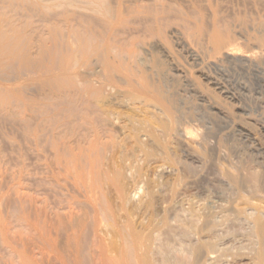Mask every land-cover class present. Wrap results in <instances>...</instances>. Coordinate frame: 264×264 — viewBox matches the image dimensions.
I'll use <instances>...</instances> for the list:
<instances>
[{"label": "rangeland", "instance_id": "374dc122", "mask_svg": "<svg viewBox=\"0 0 264 264\" xmlns=\"http://www.w3.org/2000/svg\"><path fill=\"white\" fill-rule=\"evenodd\" d=\"M62 1L7 12L28 36L18 52L44 71L20 53L0 70V264H202L214 261L211 229L221 254L252 264L264 224V0Z\"/></svg>", "mask_w": 264, "mask_h": 264}, {"label": "bare ground", "instance_id": "6f19581e", "mask_svg": "<svg viewBox=\"0 0 264 264\" xmlns=\"http://www.w3.org/2000/svg\"><path fill=\"white\" fill-rule=\"evenodd\" d=\"M0 1H2L1 2V5H0V70H4L5 68H7L8 70L11 68V67H13L14 66V64H16V62H17V60H19L20 58V56H21V61H22V65L23 66H25V68L26 67H30L31 69L32 68H40V70H43L44 71V69H41L42 67H44L43 66V64L42 65H40V64H36L35 63V61H34V59L32 58V56H31V53L29 52H25L24 53V55L23 54H21L20 52H18V46H19V44H21L22 42H23V39L25 38V31H26V29H24V27H23V25H21L22 27H19V25L21 24H18V25H16V22H14L13 23V19H12V17H10V16H8V14H7V12L8 11H12V8L13 9H15V8H18V10H21L22 11V9L25 11L26 9H29V10H34V11H39V13L40 12H43V10H47L48 9V12H49V9H53V8H56V7H58V6H61L62 4H63V1L62 0H35V1H31V0H0ZM78 1V0H77ZM88 1V0H87ZM99 1V0H98ZM147 1V0H146ZM230 1V0H229ZM233 1V0H232ZM69 2H74V0H72V1H70L69 0ZM68 2V3H69ZM80 2V1H79ZM90 2V1H89ZM115 2V1H114ZM124 2V1H123ZM128 2V1H127ZM262 1H260V3H261ZM81 3V2H80ZM92 3H94V2H92ZM116 3V2H115ZM135 3V2H134ZM173 3V2H172ZM221 3V2H220ZM258 3V2H257ZM69 4H71V3H69ZM75 4V3H74ZM74 4H72V5H74ZM95 4H97V3H95ZM125 4V3H124ZM136 4H138V3H136ZM143 4V3H142ZM145 4V3H144ZM204 4V3H203ZM215 4V3H214ZM230 4V3H229ZM221 5V4H220ZM247 5V4H246ZM70 6V5H69ZM80 6V5H79ZM96 6V5H95ZM205 6V5H204ZM252 6V5H251ZM250 6V7H251ZM100 7V6H99ZM145 7V6H144ZM207 7V6H206ZM260 7V6H259ZM262 7V6H261ZM83 8V7H82ZM91 8V7H90ZM125 8V7H124ZM152 8V7H151ZM150 8V9H151ZM157 8V7H156ZM156 8H152V11L154 10V9H156ZM227 8V7H226ZM243 8V7H242ZM61 9H62V7H61ZM84 9V8H83ZM86 9V8H85ZM145 9H146V7H145ZM148 9V8H147ZM261 9H263V8H261ZM91 10H92V8H91ZM97 10V9H96ZM158 10V9H157ZM162 10V9H161ZM160 10V11H161ZM248 10V9H247ZM23 11V12H24ZM64 11V10H63ZM70 11H71V9H70ZM70 11H68V13H65V15H63V17L62 18H64L65 19V21H66V23L67 24H69V23H73V22H76L77 21V23L78 24H80V22H81V18H80V14L78 15L77 14V12H70ZM107 12H108V10H106ZM116 11V10H115ZM114 11V12H115ZM136 11V10H135ZM145 11V10H144ZM160 11H158L159 13H160ZM164 11H167V10H165V9H163V12ZM256 11V10H255ZM262 11V10H261ZM99 12V11H98ZM102 12V11H101ZM100 12V13H101ZM113 12V11H112ZM120 12H121V10H120ZM133 12V11H132ZM149 12V11H148ZM157 12V11H156ZM185 12V11H184ZM192 12H193V10H192ZM22 13V12H21ZM44 13V12H43ZM51 13V12H50ZM63 13V12H62ZM79 13V12H78ZM118 13V12H117ZM152 13H154V11L152 12ZM168 13V12H167ZM194 13H195V11H194ZM200 13V12H199ZM206 13V12H205ZM233 13V12H232ZM242 13V12H241ZM244 13V12H243ZM250 13V12H249ZM128 14V13H127ZM140 14H141V12H140ZM144 14V13H143ZM147 12H146V15L145 16H147ZM155 14V13H154ZM209 14V13H208ZM214 14V13H213ZM234 14V13H233ZM239 14V13H238ZM17 15V14H16ZM49 14H47V13H45V15H44V17H49L48 16ZM51 15V14H50ZM57 15H59V17L61 18V16H60V14H57ZM82 15V14H81ZM86 15V14H85ZM106 15V14H105ZM115 15V14H114ZM149 15V14H148ZM196 15V14H195ZM200 15V14H199ZM229 15V14H228ZM236 15V14H235ZM240 15V14H239ZM242 15V14H241ZM160 16V15H159ZM163 16V15H162ZM201 16V15H200ZM226 16V15H225ZM233 17H234V15H232ZM21 17H22V15H21ZM20 17V18H21ZM89 17V16H88ZM134 17V16H133ZM149 17H151L150 15H149ZM154 17H156L155 15H154ZM169 17V16H168ZM172 17V15L170 16V18ZM175 17V16H174ZM205 17H207V15L205 14ZM211 17V16H210ZM237 17V16H236ZM59 18V19H60ZM85 18H86V16H85ZM90 18H91V16H90ZM122 18V17H121ZM120 18V19H121ZM162 18V17H161ZM160 18V19H161ZM182 18V17H181ZM200 18V17H199ZM199 18H198V21H199ZM56 19V18H55ZM84 19V18H83ZM93 19V18H92ZM91 19V20H92ZM124 19V18H123ZM158 19V18H157ZM218 19V18H217ZM225 19V18H224ZM249 19H251V18H249ZM261 19V18H260ZM61 20V19H60ZM85 20V19H84ZM84 20H82V21H84ZM94 20V19H93ZM119 20V19H118ZM221 20V19H220ZM219 20V21H220ZM235 20V19H234ZM90 21V20H89ZM144 21V20H143ZM196 21V20H195ZM208 21V20H207ZM255 21H256V19H255ZM59 22V21H58ZM58 22H57V24H58ZM95 22V21H94ZM99 22H101V21H99ZM116 22V21H115ZM120 22H122V21H120ZM168 22V21H167ZM172 22V21H171ZM218 22V21H217ZM61 23V22H60ZM90 23V22H89ZM107 23V22H106ZM112 23V22H111ZM119 23V22H118ZM149 23V22H148ZM178 23V22H177ZM182 23H184V22H182ZM207 23V22H206ZM230 23V22H229ZM82 24V23H81ZM101 24H102V22H101ZM120 24V23H119ZM151 24H153V21H152V23ZM168 24V23H167ZM190 24V23H189ZM209 24V23H208ZM226 24V23H225ZM240 24V23H239ZM255 24V23H254ZM27 26H29V24L27 23L26 24ZM25 25V26H26ZM55 25V24H54ZM58 25H60V24H58ZM180 25V24H179ZM247 25V24H246ZM51 26V25H50ZM94 26V25H93ZM182 26V25H181ZM193 26V25H192ZM223 26H224V24H223ZM47 27V26H46ZM112 27V26H111ZM213 27V26H212ZM262 27V26H261ZM80 28V27H79ZM151 28V27H150ZM156 28V27H155ZM165 28V27H164ZM190 28V27H189ZM205 29V28H204ZM211 29V28H210ZM260 29V28H259ZM66 30V29H65ZM79 30V29H78ZM77 30V28L76 29H73L72 30V32H73V34H72V36L73 37H75V35L77 36V38L75 37V39H76V41H77V39H78V42H81L80 41V39L82 38H80L79 39V33L81 34V31H78ZM108 30H110V29H108ZM153 29L151 28V31H152ZM198 30H199V28H198ZM223 30V29H222ZM250 30H251V28H250ZM257 30V29H256ZM84 31V30H83ZM92 31V30H91ZM105 31V30H104ZM107 31V30H106ZM150 31V32H151ZM153 31H155V30H153ZM58 32H59V29L56 27V26H53L52 27V29H50V31H49V33H51V36L53 37V38H55L57 35H58ZM190 32V31H189ZM197 32V31H196ZM60 33V32H59ZM71 33V32H70ZM90 33V32H89ZM88 33V34H89ZM112 33V32H111ZM198 33V32H197ZM204 33V32H203ZM248 33H250V32H248ZM62 34V33H61ZM88 34H87V36H88ZM96 34H97V32H96ZM158 34V33H157ZM161 34V33H160ZM206 34V33H205ZM151 35H152V33H151ZM204 35V34H203ZM82 36V35H81ZM86 36V35H85ZM92 36V35H91ZM95 36V35H94ZM101 36V35H100ZM160 36V35H159ZM213 36V35H212ZM219 36V35H218ZM26 37H28L27 35H26ZM59 37H60V34H59ZM97 37V36H96ZM133 37V36H132ZM197 37H199V36H197ZM211 37V36H210ZM215 37V36H214ZM237 37V36H236ZM92 38V37H91ZM94 38V37H93ZM98 38V37H97ZM154 38V37H153ZM256 38V37H255ZM58 38H56V40H57ZM83 39V38H82ZM88 39V38H87ZM86 39V40H87ZM106 39V38H105ZM205 39H206V37H205ZM217 39H219L218 37H217ZM220 39H222V38H220ZM24 40H26V39H24ZM74 40V39H73ZM85 40V41H86ZM140 40V39H139ZM196 40V39H195ZM212 40V39H211ZM215 40V39H214ZM239 40V39H238ZM41 41V40H40ZM52 41V40H51ZM90 41V40H89ZM92 41V40H91ZM204 41V40H203ZM207 41V40H206ZM235 41V40H234ZM44 42H46V41H44ZM69 42V41H68ZM103 42H104V40H103ZM212 42V41H211ZM214 42V41H213ZM219 42V41H218ZM220 42H222V40L220 41ZM262 42V41H261ZM40 43V42H39ZM82 43V42H81ZM102 43V42H101ZM106 43V42H105ZM112 43V42H111ZM196 43V42H195ZM67 44V43H66ZM66 44H65V46H66ZM109 44V43H108ZM124 44V43H123ZM134 44V43H133ZM262 44V43H261ZM40 45V44H39ZM69 45V44H68ZM71 45V44H70ZM81 45V44H80ZM97 45V44H96ZM100 45V44H99ZM205 45V44H204ZM46 46H47V44H46ZM89 46H90V44H89ZM112 46V45H111ZM149 46H151V45H149ZM263 46V45H262ZM69 47V46H68ZM100 47V46H99ZM105 47V46H104ZM152 47V46H151ZM154 47V46H153ZM48 48V47H47ZM67 48V47H66ZM71 48V47H70ZM86 48V47H85ZM263 48V47H262ZM21 49V48H20ZM56 49H57V45H56ZM55 49V50H56ZM100 49H102V48H100ZM123 49H124V47H123ZM40 51V54H42V55H48L49 53H52V52H49L48 51V53H47V50L45 49V47H44V43H42L41 44V47H40V49H39ZM81 50V49H80ZM79 50V51H80ZM87 50V49H86ZM57 51V50H56ZM55 51V52H56ZM60 51V50H59ZM68 51V50H67ZM66 52V51H65ZM100 52V51H99ZM152 52V51H151ZM21 55H20V54ZM108 53V52H107ZM138 53V52H137ZM153 53V52H152ZM214 53V52H213ZM225 53V52H224ZM118 54V53H117ZM122 54V53H121ZM154 54H155V52H154ZM46 55V56H47ZM69 55V54H68ZM81 55V54H80ZM147 55V54H146ZM45 56V57H46ZM49 56V55H48ZM120 56V55H119ZM135 56H136V54H135ZM139 56V55H138ZM54 57V56H53ZM87 57V56H86ZM121 57V56H120ZM126 57V56H125ZM34 58H36V57H34ZM42 58V57H41ZM49 58V57H48ZM83 58H85V57H83ZM117 58V57H116ZM138 58V57H137ZM37 59V58H36ZM87 59V58H86ZM104 59V58H103ZM108 59V58H107ZM123 59V58H122ZM133 59V58H132ZM135 59V58H134ZM143 59V58H142ZM228 59V58H227ZM19 60V61H20ZM105 60V59H104ZM103 60V61H104ZM111 60V59H110ZM128 60V59H127ZM4 61V62H3ZM103 61H102V65L104 64L107 68H109V64H108V62L106 63V61L107 60H105L104 61V63H103ZM126 61V60H125ZM61 62H62V60H61ZM120 62V61H119ZM128 62V61H127ZM41 63V62H40ZM58 63V62H57ZM86 63H88V62H86ZM118 63V62H117ZM134 63V62H133ZM157 63V62H156ZM89 64V63H88ZM125 64H126V62H125ZM132 64V63H131ZM133 65V64H132ZM51 66V65H50ZM55 66H57L56 64H55ZM88 66V65H87ZM112 66V65H111ZM145 66V65H144ZM20 67V66H19ZM62 67H64V66H62ZM68 67V66H67ZM118 67V66H117ZM45 68H47V67H45ZM66 68V67H65ZM69 68V67H68ZM120 68V67H119ZM124 68V67H123ZM30 69V70H31ZM57 69V68H56ZM59 69H61V68H59ZM67 69V68H66ZM92 69V68H91ZM110 69V68H109ZM125 69V68H124ZM132 69V68H131ZM130 69V71H132ZM2 70V71H3ZM105 70V69H104ZM113 70H115V69H113ZM145 70V69H144ZM64 71H65V69H64ZM67 71H69V70H67ZM5 72H7V71H4V73ZM133 73V72H132ZM135 73V72H134ZM158 74V73H157ZM0 75H1V73H0ZM60 75V74H59ZM109 76H110V74H108ZM133 75V74H132ZM1 76H3V75H1ZM65 76V75H64ZM64 76H63V78H64ZM68 76V75H67ZM114 75L112 74V77H113ZM4 77V76H3ZM70 77H72V76H70ZM103 77V76H102ZM106 77V76H105ZM150 77V76H149ZM5 78V77H4ZM152 78V77H151ZM2 79V78H1ZM61 79V78H60ZM105 79V78H104ZM141 79V78H140ZM3 80V79H2ZM7 80V79H6ZM64 80H66L65 78H64ZM108 80V79H107ZM158 80V79H157ZM4 81V80H3ZM52 81V80H51ZM162 81V80H161ZM47 82H49V80H46L45 81V83H47ZM111 82V81H110ZM141 82V81H140ZM54 83V82H53ZM165 83V82H164ZM73 84V83H72ZM130 84V83H129ZM136 85V84H135ZM168 85V84H167ZM54 86V85H53ZM58 86V85H57ZM73 86H74V84H73ZM150 86V85H149ZM55 87V86H54ZM6 88V87H5ZM63 88V87H62ZM62 90V89H61ZM60 90V91H61ZM10 91V90H9ZM6 92H7V89H6ZM8 94V93H7ZM12 94V93H11ZM167 94V93H166ZM172 94V93H171ZM64 95V94H63ZM172 96V95H171ZM51 97H52V95H51ZM13 98V97H12ZM64 98V97H63ZM66 98V97H65ZM168 100V99H167ZM227 216H229V215H227ZM173 217V216H172ZM181 217V216H180ZM225 217V216H224ZM215 219V218H214ZM226 219V218H225ZM256 219V218H255ZM258 219V218H257ZM227 220H228V218L226 219V222H227ZM209 221V220H208ZM212 221H213V219H212ZM215 221H218V219L217 220H214V222ZM234 221V220H233ZM183 222V221H182ZM214 222H210V223H208V224H210L211 225V223H212V225H213V223ZM224 222H225V220H224ZM245 223H247V222H245ZM187 224V223H186ZM216 224V223H215ZM217 224H219V221L217 222ZM216 224V226L218 227V225ZM259 224V223H258ZM262 224V223H261ZM193 225H194V222H193ZM220 225V224H219ZM226 226H227V224H225ZM251 225V224H250ZM215 226V227H216ZM221 226V225H220ZM235 226H236V224H235ZM257 226V225H256ZM264 224L263 225H259V227H258V229L256 228V227H254L255 229H253L252 227V229L253 230H255L256 231V229H257V232H252V230L250 229V231L247 233V236H246V238L247 239H249V240H251L252 239V234L251 233H253L254 234V236L255 237H257V242H254V243H256V247H257V249H256V252H254V251H252V252H254V253H256V255H254V257L252 256L253 255V253H252V257H251V261H252V264H264ZM208 227H209V225H208ZM213 227V226H212ZM214 227V228H215ZM217 227H216V230H217ZM237 227V226H236ZM263 229H262V228ZM192 228V227H191ZM210 228V227H209ZM221 228H222V226H221ZM193 229V228H192ZM211 229V228H210ZM218 229H220L219 227H218ZM223 229H224V227H223ZM228 229V228H227ZM226 229V230H227ZM235 229V228H234ZM238 229V228H237ZM245 229V228H244ZM243 229V230H244ZM225 230V231H226ZM246 230V229H245ZM247 230H249V229H247ZM208 231H209V229H207V232L206 231H204V232H206V233H208ZM211 231H212V233H213V235H211L212 237L210 238V236H209V234H208V236H209V240L208 239H206V240H204L203 241V243H205L207 240H208V242H206V246L208 247L207 248V250H210V251H208L209 252V254H211V258H214L213 260L214 261H210V262H207L208 260V258H206V262H204V261H202L203 263L202 264H215V261H216V255H214V254H217V257H219V259H221L223 256H226V259H222V260H219V263L218 264H237L239 261H238V259H239V257L241 256H238V254H236V255H232V254H230V253H232V252H235V251H232L233 250V246H231V244H232V242H230V246L229 247H231V248H228V249H232L231 251L232 252H230V253H228V254H225V252H226V250H224V253L222 252V254H221V251H220V248H219V243H218V237L220 236V234L218 235V234H216L215 232H217V231H214L213 232V230L211 229ZM210 231V232H211ZM230 231V230H229ZM239 231H240V229H239ZM223 232V231H222ZM243 232V231H242ZM226 233H227V231H226ZM231 233H233V231L231 232ZM237 232L235 231V233L234 234H236ZM199 234V233H198ZM211 234V233H210ZM228 234H229V232H228ZM241 234V233H240ZM239 234V235H240ZM249 234H251V235H249ZM187 235V234H186ZM200 235V234H199ZM207 235V234H206ZM229 235H231V234H229ZM242 235V234H241ZM201 236H202V233H201ZM245 236V235H244ZM249 236H251V238H248ZM203 237H204V235H203ZM224 237H227V236H224ZM230 237V236H229ZM233 237V239H234V237H236V235H233L232 236ZM239 237H241V236H239ZM253 238L252 240L253 241H255V239L256 238ZM191 238H193V237H191ZM208 238V237H207ZM219 238H221V237H219ZM222 239V238H221ZM232 239V238H231ZM238 239V238H237ZM243 239V238H242ZM143 240V239H142ZM223 240V239H222ZM240 240V239H239ZM140 241H141V239H140ZM148 241V240H147ZM236 241V240H235ZM235 241H233L234 243H235ZM238 241V240H237ZM253 241H251V242H253ZM143 242V241H142ZM225 242V241H224ZM248 243H250L249 241H247ZM150 243V242H149ZM191 243V242H190ZM227 242H225V244H226ZM253 243V244H254ZM222 244V243H221ZM196 245V244H195ZM198 245V244H197ZM252 245V244H251ZM248 246V245H247ZM246 246V247H247ZM195 247V246H194ZM200 247V246H199ZM234 247H236V246H234ZM243 247V246H242ZM245 247V248H246ZM255 247V248H256ZM198 248V247H197ZM240 248H241V246H240ZM152 249V248H151ZM185 249V248H184ZM196 249V248H195ZM193 250L192 251V255L195 253V252H198V251H196V250H200V248H198V249H196V250ZM226 249H227V246H226ZM235 249H237V248H235ZM252 248H250V250H251ZM183 250V249H182ZM237 250H239V249H237ZM242 250V249H241ZM240 250V251H241ZM243 250H244V248H243ZM152 251V250H151ZM195 251V252H194ZM201 252V251H200ZM202 252H203V250H202ZM207 252V251H206ZM146 253V252H145ZM149 253V252H148ZM173 253V252H172ZM199 253V252H198ZM238 253V252H237ZM241 253H243V252H241ZM249 253H251V252H249ZM191 254V253H190ZM203 254V253H202ZM244 254V253H243ZM205 255V254H204ZM250 255V254H249ZM198 255H196V256H194L195 258L197 257ZM200 256V255H199ZM203 256V255H202ZM206 256V255H205ZM208 256V255H207ZM231 256V257H230ZM247 256V255H246ZM209 257V256H208ZM194 258V259H195ZM204 258V257H203ZM232 258V259H231ZM247 258H249V257H247ZM210 259V258H209ZM250 259V258H249ZM169 260V259H168ZM193 260V259H192ZM198 260V259H197ZM140 261V260H139ZM156 261V260H155ZM182 261V260H181ZM196 261V260H195ZM218 261V260H217ZM216 261V262H217ZM243 261V260H242ZM241 262V261H240ZM239 262V263H240ZM165 263V262H164ZM181 263V262H180ZM193 263H195L194 261H193ZM192 263V264H193ZM123 264V263H122ZM248 264H250V263H248Z\"/></svg>", "mask_w": 264, "mask_h": 264}]
</instances>
